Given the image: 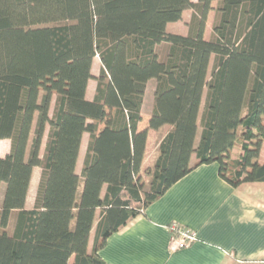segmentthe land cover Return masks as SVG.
<instances>
[{
  "label": "trees",
  "instance_id": "16d2710c",
  "mask_svg": "<svg viewBox=\"0 0 264 264\" xmlns=\"http://www.w3.org/2000/svg\"><path fill=\"white\" fill-rule=\"evenodd\" d=\"M186 10L187 34L168 33ZM149 81L153 106L139 129ZM161 128L145 187L147 133ZM7 139L0 264H105L99 252L108 238L204 165L216 164L233 188L264 182V0H0V141ZM35 167L40 182L26 210Z\"/></svg>",
  "mask_w": 264,
  "mask_h": 264
},
{
  "label": "crops",
  "instance_id": "0c3cea01",
  "mask_svg": "<svg viewBox=\"0 0 264 264\" xmlns=\"http://www.w3.org/2000/svg\"><path fill=\"white\" fill-rule=\"evenodd\" d=\"M177 23V22H176ZM168 24L166 31L173 32ZM100 69L99 60L95 59ZM99 71L92 75L98 76ZM155 83H147L139 129L147 125L153 106ZM96 81L90 80L85 98L94 97ZM56 96H53L49 117H52ZM146 122V123H145ZM100 128L106 126L103 122ZM49 126H46L41 141L39 158L43 159L48 139ZM164 128L149 130L141 174L152 167L157 156L158 144L163 137ZM89 134L82 135L81 146L76 164V173L80 175ZM32 131L30 133L26 155L28 154ZM11 148L10 140L0 141V158L5 157ZM194 157H191V163ZM264 163V144L259 156ZM41 168L32 172L29 191L34 185L37 191ZM4 185H1L0 195ZM28 191V192H29ZM28 197V194H27ZM35 198L25 209L33 208ZM171 223L186 226L196 233L197 241L190 247L170 252L168 249ZM89 242V250L92 245ZM105 264H264V182L244 183L231 187L218 175L216 164L201 166L169 188L156 202L151 204L143 216L129 222L117 233L111 235L106 246L99 252ZM68 264H72V259Z\"/></svg>",
  "mask_w": 264,
  "mask_h": 264
},
{
  "label": "rangeland",
  "instance_id": "374dc122",
  "mask_svg": "<svg viewBox=\"0 0 264 264\" xmlns=\"http://www.w3.org/2000/svg\"><path fill=\"white\" fill-rule=\"evenodd\" d=\"M191 1L193 3L197 2V0H191ZM212 6H213V8L216 7V3H213ZM191 15H192V10L184 11L182 14L181 20L179 22H177L176 24H174L173 26H170V29L173 32H177V33H181V34L185 33V35H186L187 31H188V24L190 22ZM213 22H214V11H211L207 17V22H206V26H205V31H204V39L205 40H208L210 35H211V28H212ZM165 53H166V46L162 45L161 48L159 49L160 57L163 58ZM96 63L97 62L95 61V65L92 68L93 74H96L99 71L98 64H96ZM210 70H211V66L209 67V73H210ZM142 179L144 181L145 187H147V185L149 183V178L147 176H145L143 173ZM35 195H36V191H35L34 185L32 184L30 191L28 192V197H27L28 205H30L32 203V200L35 198ZM1 200H2V193L0 195V201ZM9 222H10V224H9L8 229L11 230L12 225L14 223V217L13 216L11 217Z\"/></svg>",
  "mask_w": 264,
  "mask_h": 264
},
{
  "label": "built area",
  "instance_id": "2783aa9c",
  "mask_svg": "<svg viewBox=\"0 0 264 264\" xmlns=\"http://www.w3.org/2000/svg\"><path fill=\"white\" fill-rule=\"evenodd\" d=\"M167 228L169 231L168 249L171 253L186 249L197 241L196 233L186 226L171 223Z\"/></svg>",
  "mask_w": 264,
  "mask_h": 264
}]
</instances>
